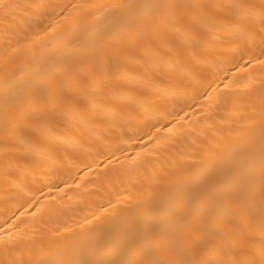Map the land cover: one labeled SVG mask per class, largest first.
I'll return each instance as SVG.
<instances>
[{
    "label": "bare ground",
    "instance_id": "1",
    "mask_svg": "<svg viewBox=\"0 0 264 264\" xmlns=\"http://www.w3.org/2000/svg\"><path fill=\"white\" fill-rule=\"evenodd\" d=\"M0 264H264V0H0Z\"/></svg>",
    "mask_w": 264,
    "mask_h": 264
}]
</instances>
